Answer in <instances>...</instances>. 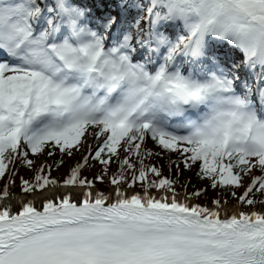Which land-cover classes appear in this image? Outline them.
Wrapping results in <instances>:
<instances>
[{
    "label": "snow or ice",
    "instance_id": "6c2138e0",
    "mask_svg": "<svg viewBox=\"0 0 264 264\" xmlns=\"http://www.w3.org/2000/svg\"><path fill=\"white\" fill-rule=\"evenodd\" d=\"M0 264H264V0H0Z\"/></svg>",
    "mask_w": 264,
    "mask_h": 264
},
{
    "label": "rangeland",
    "instance_id": "374dc122",
    "mask_svg": "<svg viewBox=\"0 0 264 264\" xmlns=\"http://www.w3.org/2000/svg\"><path fill=\"white\" fill-rule=\"evenodd\" d=\"M72 161H69V163H71ZM67 171V167L65 166L63 169H61L60 172H54L53 175H61L63 172Z\"/></svg>",
    "mask_w": 264,
    "mask_h": 264
}]
</instances>
